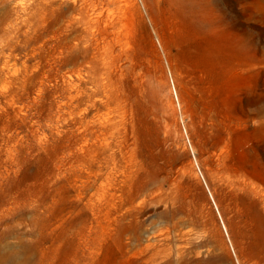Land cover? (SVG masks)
<instances>
[{"label":"rangeland","instance_id":"obj_1","mask_svg":"<svg viewBox=\"0 0 264 264\" xmlns=\"http://www.w3.org/2000/svg\"><path fill=\"white\" fill-rule=\"evenodd\" d=\"M0 264H264V0H0Z\"/></svg>","mask_w":264,"mask_h":264},{"label":"bare ground","instance_id":"obj_2","mask_svg":"<svg viewBox=\"0 0 264 264\" xmlns=\"http://www.w3.org/2000/svg\"><path fill=\"white\" fill-rule=\"evenodd\" d=\"M214 1L216 2L217 0H214ZM211 5L213 6V9H215L214 4L212 3ZM184 210H186V211H188V212H190V213H192V214H196V213H199V212H200L199 208H195V209H193V208H191V207H189V206H185V207H184Z\"/></svg>","mask_w":264,"mask_h":264}]
</instances>
